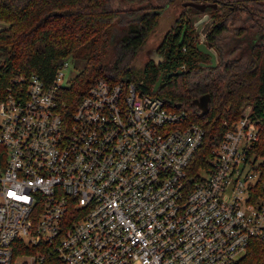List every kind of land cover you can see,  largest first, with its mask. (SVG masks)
Wrapping results in <instances>:
<instances>
[{
	"label": "built area",
	"instance_id": "obj_1",
	"mask_svg": "<svg viewBox=\"0 0 264 264\" xmlns=\"http://www.w3.org/2000/svg\"><path fill=\"white\" fill-rule=\"evenodd\" d=\"M13 75L0 87V264H238L264 241L260 136L227 126L205 168V130L139 84Z\"/></svg>",
	"mask_w": 264,
	"mask_h": 264
},
{
	"label": "trees",
	"instance_id": "obj_2",
	"mask_svg": "<svg viewBox=\"0 0 264 264\" xmlns=\"http://www.w3.org/2000/svg\"><path fill=\"white\" fill-rule=\"evenodd\" d=\"M186 2L216 7L203 13L184 7L161 43L164 62H148L137 80L133 63L161 15L169 6ZM205 15L213 23L204 43L216 54V67L196 47L200 34L191 18ZM0 21L6 23L0 29V50L8 55L0 64V87L15 74H35L51 83L71 58L85 62L64 91L71 105L98 78L139 84L143 93L160 97L169 107L180 105L190 122L204 128L192 175L208 165L227 126L237 123L249 107L251 119L260 126L254 153L262 158L264 174V0H0ZM115 30L121 33L116 39ZM177 70L184 74L164 77L153 92L161 73ZM204 95L210 100L203 114L193 102ZM42 250L45 264H63L49 247ZM238 264H264V241L254 240Z\"/></svg>",
	"mask_w": 264,
	"mask_h": 264
},
{
	"label": "rangeland",
	"instance_id": "obj_3",
	"mask_svg": "<svg viewBox=\"0 0 264 264\" xmlns=\"http://www.w3.org/2000/svg\"><path fill=\"white\" fill-rule=\"evenodd\" d=\"M184 3H176L172 6H169L161 15L160 20L158 22V25L156 26L155 30L153 31V33L149 36L148 40L146 41L145 45L142 47V49L139 51L133 66L135 69V73H136V79L139 80L141 75H142V71L145 67V65L148 63V56L150 53L154 52V48L157 47L158 45L161 44V42L163 41V39L165 38V36L167 35V33H169L173 27V25L175 24L176 20L179 18V16L182 13V9L184 8ZM204 25V24H203ZM198 27V25H195ZM6 27V23L0 21V29L5 28ZM199 34H200V40L199 42H203L204 43V35L202 34V30H199ZM121 35L120 32L118 31H114V36L115 39L117 37H119ZM251 39L249 38L248 41H250L251 43ZM111 56V54H110ZM8 58L7 53H5L4 51L0 50V64H3L4 62H6ZM68 63H69V67L66 71H64L66 78L67 79H72L73 77H75L84 67L85 62L81 61V60H76V59H68ZM250 108L247 107L243 114H249L250 112Z\"/></svg>",
	"mask_w": 264,
	"mask_h": 264
},
{
	"label": "water",
	"instance_id": "obj_4",
	"mask_svg": "<svg viewBox=\"0 0 264 264\" xmlns=\"http://www.w3.org/2000/svg\"><path fill=\"white\" fill-rule=\"evenodd\" d=\"M185 7H193L196 10L200 11V12H204L206 10V8L208 7H216V4L213 5H206V4H200V3H195V2H186L184 3ZM191 22L194 25H198L197 27V31L199 32V30H202V34L205 36L208 28L211 26V24L213 23L212 20L209 19V17L207 15L200 17V16H195L193 18H191ZM204 24V25H203ZM197 50L207 56H209L210 58V66L212 67H216L217 65V56L216 54L213 52L211 46L209 44H205L203 42H199L197 45ZM204 66H208L207 64H203ZM184 74L183 70H177V71H171L169 73H161L159 75V78L157 80V82L155 83L154 87H153V92L156 93L161 85V83L165 78H171L173 76H178V75H182ZM209 100H210V96L209 95H204L202 97H200L199 99L195 100L193 102V104L204 114L208 111V104H209ZM177 108L180 107V105L176 106Z\"/></svg>",
	"mask_w": 264,
	"mask_h": 264
},
{
	"label": "flooded vegetation",
	"instance_id": "obj_5",
	"mask_svg": "<svg viewBox=\"0 0 264 264\" xmlns=\"http://www.w3.org/2000/svg\"><path fill=\"white\" fill-rule=\"evenodd\" d=\"M160 47H161V44L155 47L154 52L150 53L148 56L149 58L148 62H152L153 64L157 66H160L164 62V59L162 55L160 54Z\"/></svg>",
	"mask_w": 264,
	"mask_h": 264
}]
</instances>
